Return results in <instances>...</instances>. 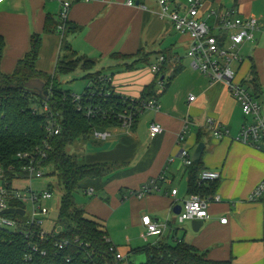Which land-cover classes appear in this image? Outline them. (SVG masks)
<instances>
[{"label":"crops","instance_id":"1","mask_svg":"<svg viewBox=\"0 0 264 264\" xmlns=\"http://www.w3.org/2000/svg\"><path fill=\"white\" fill-rule=\"evenodd\" d=\"M62 1L6 0L0 4L4 73L15 70L30 52L32 36L38 34L42 37L36 61L40 72H55L58 60L65 55V42L78 56L96 62L93 71L112 74L119 93L140 98L143 89L155 82L159 96V107L145 109L130 128L113 126L108 128L110 136L106 139L90 134L71 146V152L80 155L87 165L115 166L110 175L81 182L84 198L77 202L86 216L102 226L121 252L141 264L147 261L144 247L180 240L212 260L264 264V197L249 200L250 193L264 179V151L235 140L243 125L239 117L243 111L227 84L211 82L192 66L187 55L192 39L160 16L157 1L135 0L136 5L129 6L127 0H69L72 4L63 27L59 18ZM171 8L184 14L187 0H171ZM230 8L236 9L238 17H254L259 23L254 39L241 46L242 60L235 61L233 65L238 66L233 68L242 83L252 86L255 81L264 89V0H205L200 20L214 26L215 14ZM48 17L50 23L57 24L49 32L45 31ZM140 51L153 54L152 64L162 52L167 53V72L157 77L159 72H152L148 64L134 63L141 58ZM114 53L132 55L129 62L133 66H123V61L113 58ZM83 78L88 79L87 87L90 78ZM191 95H195L194 101L189 100ZM210 119L227 128L229 135L216 137ZM154 122L161 124L163 131L151 136ZM201 142L205 144L200 159L203 170H217L220 178L215 182V191L203 197L208 200L209 213L203 225L194 230L192 220H187L190 224L179 235L178 222L186 221L178 220L174 208L193 195L181 151L187 150L192 157ZM160 175L164 176L159 182L161 193L141 198L132 194ZM90 189L93 192H88ZM174 189L176 195H172ZM146 215L164 229L162 234L143 238ZM223 218H227L226 223L221 222Z\"/></svg>","mask_w":264,"mask_h":264},{"label":"trees","instance_id":"2","mask_svg":"<svg viewBox=\"0 0 264 264\" xmlns=\"http://www.w3.org/2000/svg\"><path fill=\"white\" fill-rule=\"evenodd\" d=\"M49 21L51 20L48 17L45 24L47 32L57 28L56 22L50 23ZM71 27L77 28V26ZM31 43L32 48L26 57L18 62L12 73L6 74L1 69L5 40L0 35V164L5 168L12 165L18 169L22 164V161L17 157L18 152L42 148L48 142L50 148L47 149L46 164L52 168L48 175L54 178L48 184V188L53 193L56 186L62 190L58 215L56 218L52 217L56 222L55 226L61 229L58 238L74 240L78 237L83 246L71 244L64 249H59L52 239L34 238L33 241L38 243L41 250L46 251V254L43 255L41 252L30 251V246L27 244L28 238L24 233L0 228V264L113 263V255L109 251L111 240H107V232L98 222L86 216L84 209L76 200V194L83 188L81 182L85 178H103L110 175L115 166L87 165L82 157L77 153H72L70 148L81 139H87L94 127L119 126L120 121L110 114V110L122 112L126 109L127 104L113 97L107 100L98 97L97 105L102 111L107 112V115L104 116V113L97 112L95 117L87 116L84 110L77 109L71 96L72 92L62 88L58 77L80 69L86 72L85 77L92 80L104 72L102 70L93 71L96 62L84 56H78L65 42L63 44L65 54L69 51L71 55L82 59L86 63L85 66L79 67L78 62L68 60L64 55L58 60L53 74L40 72L36 68V61L39 58L42 37L34 34ZM152 55V53L140 51L138 56L141 58L134 63L142 62L151 66ZM161 55L165 56V61L161 64L157 77L159 74V76L165 74L168 70L169 56L165 52H162ZM112 56L114 59L123 61V66L127 68L133 66L129 62L132 55L114 53ZM178 70L179 68L175 72ZM36 78L44 80L46 89L50 90L47 100H43L25 88L26 82ZM253 82L256 90H261L259 84ZM154 84L155 82L146 86L141 97L135 99L141 102L158 99ZM44 104L48 105L50 113H60L62 116V119L58 116L62 125L61 134L49 140H45L44 128L47 113L34 112V108L40 110ZM202 170V161L192 162L187 166L190 193L204 197L215 191L216 181L200 182L199 174ZM12 176V172L7 173L8 178ZM11 205H16V203L12 202ZM143 251L147 255V261L142 264H232L230 260H212L205 253H200L198 249L183 240L173 244L164 241L150 244L144 247ZM27 254H31L32 260H26ZM118 264H124V262Z\"/></svg>","mask_w":264,"mask_h":264},{"label":"built area","instance_id":"3","mask_svg":"<svg viewBox=\"0 0 264 264\" xmlns=\"http://www.w3.org/2000/svg\"><path fill=\"white\" fill-rule=\"evenodd\" d=\"M6 0H0V4ZM160 5L159 14L163 19L172 22L175 30L181 33H187L192 39V43L187 51V55L192 60V66L206 74L211 82H225L234 97L241 103L242 111L251 120L241 126L236 141L250 145L258 150L264 151V89L256 90L255 86L246 87L242 82H236V70L233 68L235 61L242 60L240 48L247 40L254 39V32L259 29V23L256 18H241L237 16V11L230 8L216 13L215 25L211 26L207 22L200 20V9L205 0H187V12L180 14L171 8V0H155ZM71 1L63 0L62 9L59 18L62 27L68 19ZM127 5L135 6V0H127ZM218 30V32H215ZM165 61V56L160 55L158 61L150 66L152 72H159L161 64ZM88 89L82 93L72 92L71 96L77 105V109L86 112L87 116L95 117L97 112H107L97 105V99L117 98L127 104L122 112L110 110V114L114 115L119 121L121 127L130 128L133 126L138 115L145 109H157V99L148 101H138L133 97L123 95L118 92L114 84L112 74L101 73L97 77L90 80ZM49 90V89H48ZM50 93V90H49ZM195 95L189 97L190 101L195 100ZM46 112L47 120L44 124L45 140H49L54 136L61 134L62 125L58 120L60 113H50L47 104H44L40 110L34 108V112ZM62 119V116H60ZM210 127L213 134L218 138L229 135V130L221 123L210 119ZM163 131V127L159 123H152L150 126V135L155 136ZM95 137L106 139L110 136V132L106 127H94L91 131ZM47 145L42 148H36L33 151H21L17 153V157L22 161L21 166L17 169L10 165L0 164V228L9 229L24 233L28 238L27 244L30 251L41 252L45 255L46 251L41 250L38 243L34 242V238L52 239L55 246L64 249L71 244L83 246L78 237L74 240L68 238H58L60 227H56L55 220L49 216L50 208L44 205V202L53 198L54 193L49 188L37 191L32 187V181L35 178L41 179L45 174L50 173L47 168L51 167L46 164ZM46 147V148H45ZM183 162L186 166L190 165L193 160L189 152L185 149L181 151ZM12 172L11 178L7 177V173ZM220 178V172L217 170L204 169L199 174L200 182H214ZM164 179L163 175L152 178L149 183L144 184L132 194L138 198L149 193H161L162 188L159 184ZM28 180L29 186L18 187L17 181ZM93 192V189L88 190ZM177 189L172 190V195L177 194ZM264 197V179L254 188L249 195L250 201H258ZM219 199V198H217ZM208 200L200 195L193 194L188 200L184 201L180 213L177 215L180 222L194 219H206L209 216L207 210ZM14 202L16 205H11ZM29 207V209L27 208ZM21 208L24 214L3 213L6 209ZM15 215V216H13ZM21 217V218H19ZM51 219V227L47 228L46 223ZM222 223L227 222V218L221 219ZM143 223L146 231L142 234L143 238L149 235H160L164 229L153 219L146 215L143 217ZM110 241V238L107 237ZM89 245V244H87ZM110 253L113 255V263L105 262L103 264H140L129 258L128 254L121 252L111 241L109 247ZM26 260H32L31 254L26 255ZM70 261V259H68Z\"/></svg>","mask_w":264,"mask_h":264},{"label":"rangeland","instance_id":"4","mask_svg":"<svg viewBox=\"0 0 264 264\" xmlns=\"http://www.w3.org/2000/svg\"><path fill=\"white\" fill-rule=\"evenodd\" d=\"M65 55L67 56L66 58L68 60H72V61L78 62L79 67L81 65L85 66V64H86L82 59H78L77 56L71 55V53L69 51H67V53ZM61 58H63V57H61ZM235 66H238V64L235 63L233 65V67H235ZM85 73L86 72L84 70L78 69V70H76L73 73H70V74H67V75H62L59 78V81H61V82H62V80L65 81V82H62L63 84L60 82L62 88L65 89V90L71 91V92H76V93L84 91L86 85L88 84V79L83 78ZM63 76H67V77H63ZM62 78H64V79H62ZM236 82H241L238 75L236 77ZM246 87H250L249 83H246ZM239 117H240L241 124H245L246 122H249L251 120V118L247 117L243 112L239 113ZM80 141H82V139ZM78 145L79 144H77V146ZM47 170L48 171H52V168L49 167V168H47ZM48 174H45V176L43 178H41V179L35 178L31 182L32 183V187L35 190H37V191H42V190L47 189L48 188V184L51 182L52 179H54V178H52L51 175H48ZM16 185L18 187H26V186H29V181L28 180L17 181ZM61 196H62V190L59 187L56 186L54 188V196H53V198H51V199H49V200L44 202V205H46L48 208H50L51 213L49 214V216H51L53 218H56L57 215H58L60 201H61ZM81 197H83V196H82V193L80 191V192H78L76 194V200L79 202ZM27 208L29 209L28 206H27ZM19 218H21V217H19ZM51 222H52L51 219H49L47 221V223L45 224L47 228L51 227ZM189 222L190 221H186L185 223H179L178 222L179 235H183L185 233V231L187 229V226L190 224ZM135 261H137V260H135Z\"/></svg>","mask_w":264,"mask_h":264},{"label":"water","instance_id":"5","mask_svg":"<svg viewBox=\"0 0 264 264\" xmlns=\"http://www.w3.org/2000/svg\"><path fill=\"white\" fill-rule=\"evenodd\" d=\"M45 81L40 79V78H36V79H32L28 82L25 83V88L29 91H31L32 93H34L35 95L39 96L40 98H42L43 100H47L49 98V90L46 89L45 87ZM205 144L204 142H201L197 149L195 150L193 156H192V160L193 162H199L204 150ZM182 205L183 202H180L175 208H174V212L176 214H179L181 209H182ZM3 213L6 214H11V213H18V214H24V210L21 208H13L10 207L8 209H6ZM204 221L202 219H194L192 220V226L194 230H199V228L203 225Z\"/></svg>","mask_w":264,"mask_h":264}]
</instances>
